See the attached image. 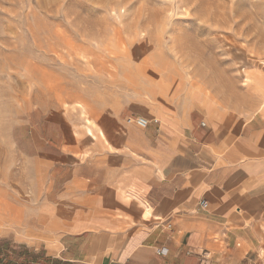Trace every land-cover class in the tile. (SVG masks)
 Segmentation results:
<instances>
[{"label": "rangeland", "instance_id": "obj_1", "mask_svg": "<svg viewBox=\"0 0 264 264\" xmlns=\"http://www.w3.org/2000/svg\"><path fill=\"white\" fill-rule=\"evenodd\" d=\"M249 69L264 74V0H0V239L56 258L130 135L196 110L233 121L256 101ZM36 218L54 231L18 226Z\"/></svg>", "mask_w": 264, "mask_h": 264}, {"label": "crops", "instance_id": "obj_2", "mask_svg": "<svg viewBox=\"0 0 264 264\" xmlns=\"http://www.w3.org/2000/svg\"><path fill=\"white\" fill-rule=\"evenodd\" d=\"M251 73L259 78L256 101L233 121L196 110L197 118L166 125L154 142L130 135L126 168L93 185L92 216L70 224V244L52 257L73 264H264V74Z\"/></svg>", "mask_w": 264, "mask_h": 264}, {"label": "trees", "instance_id": "obj_3", "mask_svg": "<svg viewBox=\"0 0 264 264\" xmlns=\"http://www.w3.org/2000/svg\"><path fill=\"white\" fill-rule=\"evenodd\" d=\"M42 251L34 252L24 246L14 247L8 241L0 239V264H73L56 258H44Z\"/></svg>", "mask_w": 264, "mask_h": 264}, {"label": "bare ground", "instance_id": "obj_4", "mask_svg": "<svg viewBox=\"0 0 264 264\" xmlns=\"http://www.w3.org/2000/svg\"><path fill=\"white\" fill-rule=\"evenodd\" d=\"M248 73L251 75L250 69L248 70ZM255 79L258 82L259 78L257 76H255ZM144 120L146 122H149L148 119H144ZM93 128H96L95 125L88 124V125H86V129H85V132L88 133L92 137L95 136L94 133L92 132ZM96 129L98 130V132L102 133L100 128L97 127ZM150 213H151V210H150V208H148L147 210H145L143 212V217H148ZM53 219H55V218H53ZM18 226H20V227L22 226L21 229H23L25 232L39 234V235L52 233L54 231V228H55L54 223H52V221L47 222L45 219H42V218H38V219L36 218V220H32V221L26 220V222L21 220L18 222Z\"/></svg>", "mask_w": 264, "mask_h": 264}, {"label": "built area", "instance_id": "obj_5", "mask_svg": "<svg viewBox=\"0 0 264 264\" xmlns=\"http://www.w3.org/2000/svg\"><path fill=\"white\" fill-rule=\"evenodd\" d=\"M136 124L141 127V128H145L148 125V122H146L142 117H138L136 119ZM207 203L204 201L202 202V207H206Z\"/></svg>", "mask_w": 264, "mask_h": 264}]
</instances>
